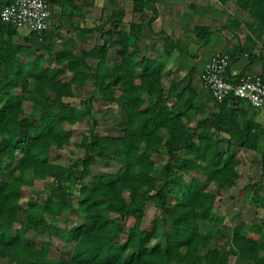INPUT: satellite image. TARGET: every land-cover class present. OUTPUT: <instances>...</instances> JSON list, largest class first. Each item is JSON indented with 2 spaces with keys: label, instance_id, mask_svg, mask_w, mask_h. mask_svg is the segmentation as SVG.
<instances>
[{
  "label": "trees",
  "instance_id": "trees-1",
  "mask_svg": "<svg viewBox=\"0 0 264 264\" xmlns=\"http://www.w3.org/2000/svg\"><path fill=\"white\" fill-rule=\"evenodd\" d=\"M11 1L0 0V9ZM237 2L249 18L264 24V0ZM52 3L48 0L49 6ZM134 6L140 21L131 23L129 31L115 33L110 27L108 40L78 54L61 48L52 52V62L45 57L53 50L49 30L39 36L29 32L25 38L29 44L23 45L14 39L17 28L0 19V260L229 264L237 256L264 264V205L254 213L259 223L233 226L223 247L216 246L218 236L225 233L218 227L225 219L215 212L221 190L236 185L239 178L234 147L260 150L263 181L264 125L248 116L242 100L218 103L211 97L217 109L209 112L193 102L196 94L190 81L173 80L165 86L164 63L141 53L139 45L153 34L151 19L141 22L142 10L156 9L144 0H134ZM240 21L236 17L231 22ZM157 35L163 39L165 56L180 48L178 40L164 32ZM114 45L115 55L109 57ZM38 49L43 53H36ZM260 74L264 78V57ZM89 78L101 103L121 106L123 128L116 135L101 132L97 119L90 116V127L79 142L82 157L68 165L51 162L52 146L62 148L71 138L65 124L73 125L89 114L63 97L74 96V87H86ZM24 101L30 103L27 113ZM155 155L167 159L160 163ZM98 163L109 170L92 174L91 167ZM36 179L49 193L32 195L23 205L21 188H33ZM147 205L156 212L146 229L142 220ZM71 212L76 218L69 216ZM198 221L207 222L204 232ZM35 234L55 236L71 248L51 257V240L38 245Z\"/></svg>",
  "mask_w": 264,
  "mask_h": 264
},
{
  "label": "rangeland",
  "instance_id": "rangeland-1",
  "mask_svg": "<svg viewBox=\"0 0 264 264\" xmlns=\"http://www.w3.org/2000/svg\"><path fill=\"white\" fill-rule=\"evenodd\" d=\"M180 1V0H179ZM217 2H214L215 5H217L216 9L211 10V12L208 10L207 15H201L200 16V23L202 24L201 27H195L190 30V33L192 34V37H189V42L187 41L188 45L185 46L186 52L181 53L178 50H174V53L170 58L165 56L163 53V39L158 37L157 35L153 34L152 36H148L150 38H147L145 41L142 39L140 41V47L142 51L146 54L149 58H156L164 63V69L163 74L165 76L164 85L166 86L170 81L176 80V81H182L183 84H185L187 81H190L194 91H195V97L193 99V102L196 104H199L203 109L205 108L207 111H215L217 108L213 105V100L210 96L209 91L207 88L204 87L202 82L199 79L200 71H201V59L202 57L198 53V48L202 46H206L205 39L208 40L210 38V34H214L216 40L217 37L219 38V35L222 36H230V39L235 38L234 36H238L241 39H244L245 35H248V32L252 35H260L261 33H264V24H260L259 21L255 18H249L246 12H243L241 8H239L238 0H229L225 4H222L216 0ZM201 3L202 0L200 1ZM179 3V2H176ZM160 5V4H159ZM158 5V6H159ZM52 10L54 9V4H51ZM178 11L183 10V15L186 16L185 11H187V6L183 4V9L181 6L177 8ZM202 13V11H201ZM181 13H179L180 15ZM109 15V12L102 14V19L94 18L95 22L94 24H102L104 19H107ZM148 15L146 18L150 17L151 13L148 12ZM160 14V18H161ZM205 16H209L210 21H206L204 19ZM238 18L242 21L241 27L236 29L234 32V36L229 34V30L227 29H220L219 27H215V21L216 19L224 20H230L232 21L234 18ZM155 23L154 29L156 31H160L161 29H164L167 31V25L163 22L162 19H160ZM128 19V14H127ZM144 21V20H143ZM253 23L254 29H248L246 22ZM146 22V19H145ZM229 26V23H228ZM204 27V28H203ZM109 29V25H104L103 30ZM67 29H63L61 34L67 33L66 37H70L69 35L72 34V32L66 31ZM154 33V32H153ZM29 32L24 30L17 29V34L15 35L14 39L17 43L27 45L28 42L24 41L22 38H28ZM66 35V34H65ZM224 37V38H225ZM65 39V38H64ZM75 39V40H74ZM264 39V38H263ZM74 40V41H73ZM108 40V37L105 36V33H102L100 31L94 33L89 40L84 41L81 39V37L74 38V33L71 35V38L67 39L65 42H62L63 45H55V49H53L51 52L46 53L45 57L49 62L54 61V56L52 55V52H55L57 49L61 48H70L73 53L78 54L81 49H90L96 44H101L103 41ZM245 40V39H244ZM218 41V40H217ZM61 42V41H60ZM65 43V44H64ZM145 45V46H143ZM203 49V48H201ZM141 51V52H142ZM246 52H248L247 49H245ZM254 51H257V53L263 55L264 54V48L263 45L260 48L259 45H257V48H254ZM43 53L41 50L38 49L36 53ZM109 57H112L115 55V51L111 48L108 51ZM264 57V55H263ZM111 61V60H110ZM191 70L190 77L184 78L185 75L189 73ZM91 78L88 80V85L84 88L80 87H74V96L72 97H63V100L65 103H68L75 107H81L82 109L86 110L88 109L89 114L86 115L80 122H77L73 125H67L65 124L66 129H70L72 131L71 138L69 140V143L64 145L62 148H56L52 146L50 152H49V160L54 163H59L61 165H68L73 163L75 160L82 157L84 151L79 147V142L81 135L86 132V130L90 127L91 117H95L97 119V123L99 125L98 129L101 132H106L111 135H116L121 132V129L123 128L122 122V108L120 105H108L101 103L97 97V93L95 89H92L91 87ZM186 80V81H185ZM16 92L19 90H15ZM91 98V99H90ZM24 110L27 113L30 110V103L28 101H24ZM241 108L248 111V116L256 120L264 125V110H253L252 107H250L246 103L241 102ZM210 133V131H209ZM212 136H214L213 133H211ZM264 146V140L262 139L260 141V148ZM234 152L238 159V170H239V178L237 180L236 185L221 190V196L218 198L215 206V212L221 216L224 217V222L219 225L218 227L223 228L224 232L221 234L218 240V246L216 247H223V243H228L229 241V233L232 230V227L235 225H241L242 223L247 222H254L259 223L258 217L254 215L255 211L258 210L259 205H264V179L260 182L261 179V173L259 169V156H260V150L252 151L247 150L240 147H234ZM155 161H159L160 163L165 162L167 157L165 155L158 156L155 155L153 157ZM158 162V163H159ZM159 163V164H160ZM110 169H115V165H111ZM109 170L108 168H105L102 164L98 163L91 167V172L93 173H100ZM181 177L185 180H187V177L183 171H181ZM44 183L42 180H34L33 181V188L28 186H23L21 188V197L20 202L25 205L27 199L34 195H39L40 197H44L49 193V188L47 186H43ZM210 189H215V184H210ZM178 189H175V191L171 194H174L177 192ZM75 199V198H74ZM156 208L153 205H147L145 214L142 220V228H149L151 225V221L155 215ZM69 216L71 218H76L74 216V213H70ZM19 222L24 221L23 215L19 214ZM199 228L201 232H204L208 224L205 221H198ZM62 225V223H60ZM31 233L28 232V235ZM54 235V233H52ZM34 241L39 245L43 241H50V256L51 257H58L61 250H69L71 248L72 244H65L64 242L57 240L54 237H50V235H33ZM153 242V241H152ZM0 264H6L5 260H0ZM204 264V262L200 263ZM229 264H253L252 262H247L243 259H240L237 256H232L230 259Z\"/></svg>",
  "mask_w": 264,
  "mask_h": 264
},
{
  "label": "crops",
  "instance_id": "crops-1",
  "mask_svg": "<svg viewBox=\"0 0 264 264\" xmlns=\"http://www.w3.org/2000/svg\"><path fill=\"white\" fill-rule=\"evenodd\" d=\"M144 1H148L150 4L152 3L156 9V13H154L152 8L144 7L142 10L143 12L141 22L145 23V19L146 21L151 19L150 28L152 32H154L153 34L157 35L158 31H156L154 27L155 23L160 18V14H162L160 19H162L163 22L167 25V31L164 29H161L160 31L164 32L166 35L172 37L173 39L178 40L177 43H179L180 48L173 49L171 54L167 56L168 58L172 56L174 50H178L181 53L186 52L185 46L188 45L187 41L189 42V37H192V34L189 30L191 29L190 27L194 29L195 27H201L202 24L199 22L200 16L205 14L207 15L208 10L211 12V10L216 9L217 7V5L214 4V2H217L216 0H202V2L204 3H201V0ZM52 4H54V9L52 10L51 5L49 6L50 15L47 21V30H49L50 42L53 43V49H55L54 44L63 45L62 42H65L67 39L71 38V35L73 33L74 38L81 37V39L87 41L94 33L98 31H100L101 34L105 33V36L108 37L110 36V34H107L110 27L115 33L122 28L125 31H129L131 23H137L140 21L139 12L136 11V6H134V0H54V3ZM183 4L187 6V11H185V13L187 12L186 16L183 15V10H177L179 6H181L183 9ZM222 4L223 3H221L220 6H222ZM106 12H109L108 18L104 19L102 21V24H94V18H97V20L102 19V14ZM148 12H150L151 15L150 17L146 18L147 16H149ZM179 13L181 14L179 15ZM119 17L120 21L118 20ZM111 19H113V22H110ZM204 19L207 22L210 21L209 16H205ZM111 23L113 24L111 25ZM104 25H109V29L103 30ZM214 25L215 27H219L220 29L228 28L230 32L229 34L234 36L233 34L236 31L237 27L238 29L241 27V22L235 25L233 22L227 20L223 21L221 18L218 20L216 19ZM250 25L253 27L252 24ZM250 25H247L248 29H250ZM63 29H67L66 31L72 32V34L69 35L70 37H66L67 33H64L61 39V34L59 33L62 32ZM153 34L150 35L152 36ZM210 35L211 36L210 38H208V40L205 39L206 46L198 48V53L202 57L200 62L201 71L203 70L205 63L215 52H226L229 53L232 57L230 68L231 74L239 72L253 74L261 73L262 57L264 54H256L257 51H254V48L256 49L257 45H259L260 48L263 45L264 48V33H261L260 35H252L248 32V35H245L244 37L245 40L241 39L238 36L239 34H237V36H234L235 38L233 39H230V36L225 37L218 34V41L215 38L216 35ZM148 36L144 38V41L147 38H150ZM157 36L159 37V35ZM22 39L27 42L25 38ZM116 47L117 46L114 45L112 49L115 51ZM245 49H247L248 52H246ZM141 53H144V51H142Z\"/></svg>",
  "mask_w": 264,
  "mask_h": 264
},
{
  "label": "built area",
  "instance_id": "built-area-1",
  "mask_svg": "<svg viewBox=\"0 0 264 264\" xmlns=\"http://www.w3.org/2000/svg\"><path fill=\"white\" fill-rule=\"evenodd\" d=\"M48 0H12L0 9V19L38 36L47 29ZM232 57L215 52L205 63L200 81L218 103L242 100L255 110H264V78L261 74L230 73Z\"/></svg>",
  "mask_w": 264,
  "mask_h": 264
}]
</instances>
